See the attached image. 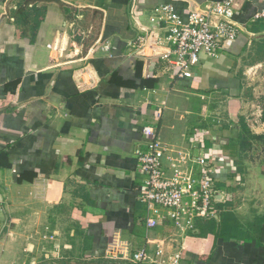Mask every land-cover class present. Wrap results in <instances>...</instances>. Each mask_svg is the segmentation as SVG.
Segmentation results:
<instances>
[{
	"label": "crops",
	"instance_id": "1",
	"mask_svg": "<svg viewBox=\"0 0 264 264\" xmlns=\"http://www.w3.org/2000/svg\"><path fill=\"white\" fill-rule=\"evenodd\" d=\"M212 1L221 0H0V264H131L147 239L181 249V264H264V164L238 162L237 129L187 135L172 113L178 91L238 93L240 61L264 40V19H254L264 0L236 2L241 31L216 59L201 56L192 78L159 62L147 78L132 58L150 30L164 43L156 9L185 22ZM84 65L99 82L79 91L72 72ZM143 126L185 150L204 128L206 154L236 155L235 172L216 183L212 220H230L226 239L181 235L169 222L145 229L134 155L146 148Z\"/></svg>",
	"mask_w": 264,
	"mask_h": 264
},
{
	"label": "built area",
	"instance_id": "2",
	"mask_svg": "<svg viewBox=\"0 0 264 264\" xmlns=\"http://www.w3.org/2000/svg\"><path fill=\"white\" fill-rule=\"evenodd\" d=\"M237 1H212L202 8H194L188 12L185 22L169 6L156 9L151 21L157 27L163 24L160 27L166 34L164 43L150 30L146 37H137L132 58L142 62L147 78L153 77L150 69L158 62L175 79L194 77L193 69L199 66L201 56L216 59L241 31L233 20ZM254 19H264V9ZM98 51L111 53L107 43L101 44ZM72 79L79 91L92 89L99 82L88 65L76 68ZM158 117L157 112L155 118ZM141 133L146 139V148L135 150L134 155L138 173L143 176L137 200L147 212L145 229L154 230L159 224L169 222L179 234L185 235L195 231L196 219H216L220 195L216 183L221 171L226 175L235 172L234 158L219 152L206 154L208 138L212 137L204 128L194 130L189 150L178 148L171 154L172 150L167 152L153 127L143 126ZM233 179L239 180L238 176ZM181 260V249L172 251L165 241L150 242L149 239L145 247L129 258L131 264H181Z\"/></svg>",
	"mask_w": 264,
	"mask_h": 264
},
{
	"label": "rangeland",
	"instance_id": "3",
	"mask_svg": "<svg viewBox=\"0 0 264 264\" xmlns=\"http://www.w3.org/2000/svg\"><path fill=\"white\" fill-rule=\"evenodd\" d=\"M246 55L240 61V88L237 94L208 89L196 94L178 91L180 101L174 105L172 113L180 123H184L183 132L188 135L192 128L204 126H218L226 133L230 128L239 132L237 123L242 119L251 134L264 135V40L254 42ZM199 71V67L193 69L195 74H199ZM245 139L249 140L246 134ZM249 141V146L241 147L238 162L264 164V140ZM164 145L167 152L172 150L171 154L180 144ZM209 147L207 143L206 148Z\"/></svg>",
	"mask_w": 264,
	"mask_h": 264
},
{
	"label": "trees",
	"instance_id": "4",
	"mask_svg": "<svg viewBox=\"0 0 264 264\" xmlns=\"http://www.w3.org/2000/svg\"><path fill=\"white\" fill-rule=\"evenodd\" d=\"M75 42H78L77 39L74 40ZM142 63L140 61L135 62V67L139 69L141 67ZM148 82V81H147ZM146 82V83H147ZM152 82H154L152 80ZM144 82H141L142 85L146 84ZM152 86V85H151ZM238 126H239V132L237 133V140L234 142V146L236 145L239 150L242 149L241 147L243 146H249L250 141L249 140H264V135H253L250 133L248 127L246 124L243 122L242 119L238 120ZM245 134L248 137L249 140L245 139ZM230 144L228 140V144L225 147L226 148H232L234 151V146ZM242 151V150H241ZM231 154L229 155L230 157L234 158V163H236L237 158L236 155L234 156L233 152H230ZM229 222L230 220L226 217L223 216L221 218V221L219 224H217L214 220H202V219H196L194 221V226L195 230H197V233H190V235H194L196 238H206L208 235H213L215 237H220L222 239H226L228 234V231H232L229 228ZM220 228V229H219Z\"/></svg>",
	"mask_w": 264,
	"mask_h": 264
}]
</instances>
